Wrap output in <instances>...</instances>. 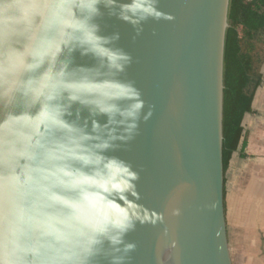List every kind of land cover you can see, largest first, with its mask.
<instances>
[{"label": "water", "instance_id": "obj_1", "mask_svg": "<svg viewBox=\"0 0 264 264\" xmlns=\"http://www.w3.org/2000/svg\"><path fill=\"white\" fill-rule=\"evenodd\" d=\"M229 2L0 0V264H232Z\"/></svg>", "mask_w": 264, "mask_h": 264}, {"label": "crops", "instance_id": "obj_2", "mask_svg": "<svg viewBox=\"0 0 264 264\" xmlns=\"http://www.w3.org/2000/svg\"><path fill=\"white\" fill-rule=\"evenodd\" d=\"M243 118L246 157L232 155L224 174V212L232 264H264V67Z\"/></svg>", "mask_w": 264, "mask_h": 264}, {"label": "trees", "instance_id": "obj_3", "mask_svg": "<svg viewBox=\"0 0 264 264\" xmlns=\"http://www.w3.org/2000/svg\"><path fill=\"white\" fill-rule=\"evenodd\" d=\"M264 67V0H230L224 47L223 171L232 155L245 158L242 122L261 86Z\"/></svg>", "mask_w": 264, "mask_h": 264}, {"label": "rangeland", "instance_id": "obj_4", "mask_svg": "<svg viewBox=\"0 0 264 264\" xmlns=\"http://www.w3.org/2000/svg\"><path fill=\"white\" fill-rule=\"evenodd\" d=\"M249 1V0H248Z\"/></svg>", "mask_w": 264, "mask_h": 264}]
</instances>
